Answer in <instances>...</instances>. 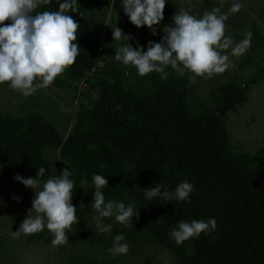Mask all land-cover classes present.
<instances>
[{"label":"trees","instance_id":"16d2710c","mask_svg":"<svg viewBox=\"0 0 264 264\" xmlns=\"http://www.w3.org/2000/svg\"><path fill=\"white\" fill-rule=\"evenodd\" d=\"M60 2L52 0L37 11H58ZM113 9L119 24L135 27L121 0L113 1ZM69 14L80 25L76 41L80 54L53 82L61 89L88 81L98 60V43L85 10L79 7V13ZM252 40L264 43L256 24ZM229 73L228 68L217 75ZM125 74V66L111 64L94 75L89 83L97 89L98 100L90 109L80 107L66 139L39 114L15 118L3 116L0 109V167L30 178L43 167L45 176L37 179L46 181L54 176V169L44 152L59 151L74 173L70 177L75 185L73 198L84 194L83 182L94 184V175L107 178L108 185L102 189L106 201L129 198L138 213L144 210L147 219L135 232L147 233L180 264H264V148L254 154L237 152L226 128L228 113L247 103L251 87L264 79V66L246 84L234 81L219 86L216 106L202 105L203 110L195 114L187 79L164 80L152 73L147 76L150 89L138 93L124 88ZM185 180L195 185L189 202L144 197L143 190L163 185L174 191ZM95 190L86 193L93 199ZM76 216L80 235L75 242L90 249L105 243V237L86 227L83 211ZM210 218L217 222L211 235L202 233L181 246L169 236L181 221ZM118 234L126 236L116 231L112 238Z\"/></svg>","mask_w":264,"mask_h":264},{"label":"clouds","instance_id":"9594fccd","mask_svg":"<svg viewBox=\"0 0 264 264\" xmlns=\"http://www.w3.org/2000/svg\"><path fill=\"white\" fill-rule=\"evenodd\" d=\"M51 3L52 0H0V85L8 84L25 97L46 89L74 65L80 54L76 43L80 25L69 14L79 13L78 0H63L58 11H37L42 5ZM168 3L169 0H121L130 23L138 29L147 27L153 36L157 34L156 27L164 20ZM241 8L239 0H233L227 14L215 8L202 17L182 8L172 18L173 24L163 27L162 41L149 42L147 51L139 45L134 48L129 43L130 37L116 26L112 29L114 41L126 42L115 51L114 60L135 68L141 77L156 73L166 80L169 76L166 70L171 68L180 76L186 71L191 73L193 83L195 77L211 79L226 72L230 55L241 57L251 46L250 32L242 33L244 38L239 42L226 32L229 14L239 13ZM45 171V168H39L35 178L15 177L35 193L32 208L16 234H36L47 229L54 237L51 244L55 247L67 244V232L80 222L76 216L77 208L72 203L75 189L74 181L70 179L72 170L64 169L60 175L41 184L37 177H44ZM92 179L96 190L91 208L96 213L92 218L97 231L100 234L112 232V226L104 223L105 218L133 226V218L139 219L134 203L106 201L102 189L108 185V179L99 174ZM194 191L195 185L187 180L178 184L174 191L163 185L143 190L148 201L158 198L168 202H189ZM216 228L215 218L181 221L170 235L176 245L181 246L199 238L202 233L211 235ZM124 241L123 235L113 237L109 254L127 255L129 245Z\"/></svg>","mask_w":264,"mask_h":264},{"label":"rangeland","instance_id":"374dc122","mask_svg":"<svg viewBox=\"0 0 264 264\" xmlns=\"http://www.w3.org/2000/svg\"><path fill=\"white\" fill-rule=\"evenodd\" d=\"M113 1L78 0V7L85 10L93 25L98 43L96 70L87 75L89 80L71 83L66 89L57 88L52 83L46 89L39 90L29 97L23 96L8 84L0 85V109L3 116L26 118L32 114H39L53 124L66 139L76 125V116L80 107L90 109L98 100L97 89L93 88L89 81L97 73L102 74L111 64L122 66L114 60V56L115 51L126 41H114L112 29L119 27L130 37L129 43L134 48L139 45L147 51L149 42L162 41L163 27L171 26L172 18L182 8L194 16L202 17L215 8H220L221 13L227 14L233 2V0H209L211 4L207 5L204 0H169L165 6L164 20L156 27L157 34L153 36L147 27L138 29L119 24L113 9ZM239 2L242 4L241 11L229 14L226 21L227 34L239 42L244 38L242 33L252 34V25L256 24L261 36L264 37V0H239ZM228 63L230 73L227 76L214 75L211 79L195 77L193 83L191 73L186 71L184 76H180L170 69L168 77L188 80L189 103L195 114L203 110L202 105L208 108L216 106L219 86L234 81L246 84L250 79L258 76V69L264 66V43L251 40V46L246 53L241 57L230 55ZM125 67L126 74L123 80L125 89L138 93L150 89L147 76L141 77L135 68ZM58 78L60 76L56 79ZM226 128L230 143L237 152L254 154L264 148V79L258 85L251 87L247 103L239 106L236 112L228 113ZM44 158L52 164L54 176L60 175L64 169L72 170L68 163L60 158L59 151L47 150L44 152ZM73 174L72 171L71 176ZM17 175L25 179L30 178L12 169L0 167V264H180L174 255L159 246L147 233L135 232V229L147 219L144 210L138 213L139 219L133 218V226L119 224L114 218H105L104 223L110 224L113 230L111 233L100 234L92 218L96 214L91 208L93 199L86 193L88 189L95 188V185L88 182L82 183L81 190L84 194L79 198H73L72 203L77 211L86 214L88 218L86 227L105 237L104 244H96L90 249L81 241L75 242L80 235V227L75 224L71 231L67 232L69 237L67 244L55 247L51 244L54 237L47 229L41 233L17 235L16 232L32 208L35 196L33 190L25 188L15 180ZM43 182L41 181V184ZM121 201L126 205L133 203L129 198ZM172 230L169 232L170 237ZM116 231L126 235L124 242L129 245L127 255L113 256L108 252L113 246L112 236Z\"/></svg>","mask_w":264,"mask_h":264}]
</instances>
